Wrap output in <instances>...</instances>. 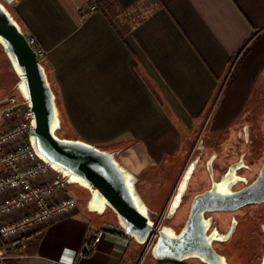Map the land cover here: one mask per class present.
<instances>
[{
	"label": "crops",
	"instance_id": "1",
	"mask_svg": "<svg viewBox=\"0 0 264 264\" xmlns=\"http://www.w3.org/2000/svg\"><path fill=\"white\" fill-rule=\"evenodd\" d=\"M3 1L46 50L73 138L118 152L138 176L148 207L161 214L162 227L188 143L207 127L230 129L264 90V0H154L153 11L131 24L110 12L109 0ZM91 3L99 8L90 10ZM2 55L0 103L19 81ZM87 192L75 213L43 226L21 263L194 260H148L152 248L126 234L117 214L92 202ZM96 228L107 235L95 250L82 254ZM142 246L146 255L140 259Z\"/></svg>",
	"mask_w": 264,
	"mask_h": 264
},
{
	"label": "water",
	"instance_id": "2",
	"mask_svg": "<svg viewBox=\"0 0 264 264\" xmlns=\"http://www.w3.org/2000/svg\"><path fill=\"white\" fill-rule=\"evenodd\" d=\"M0 43L18 76L17 90L28 100L35 114L31 129L32 145L37 154L60 173L69 185H80L90 191L92 202L111 208L118 216L120 227L138 244L146 245L151 234L157 231L159 237L151 250L157 261L195 258L204 264H232L227 254L215 248L214 242L228 241L235 225L227 234L217 229L210 232L213 217H207L206 212L264 202V194L261 193L264 188V168L260 178L247 189L224 194L206 191L197 195L186 221L180 223L183 225L178 230L180 224L176 219L196 165V161L192 162L170 203L166 215L170 223L159 228L160 218H156L158 213L146 204L138 190V176L122 164L118 152L58 135V131L63 128V119L47 69L3 0H0ZM210 172L213 174L212 169ZM260 194H263V198L257 199ZM217 234L221 237H217Z\"/></svg>",
	"mask_w": 264,
	"mask_h": 264
},
{
	"label": "built area",
	"instance_id": "3",
	"mask_svg": "<svg viewBox=\"0 0 264 264\" xmlns=\"http://www.w3.org/2000/svg\"><path fill=\"white\" fill-rule=\"evenodd\" d=\"M27 39L45 58L37 38L27 34ZM0 106V264H24L20 260L28 255L23 251L43 226L75 213L79 202L67 180L33 147L35 114L28 100L17 90ZM106 235L104 229H94L82 254L95 250ZM158 237L153 232L147 246L152 248Z\"/></svg>",
	"mask_w": 264,
	"mask_h": 264
},
{
	"label": "flooded vegetation",
	"instance_id": "4",
	"mask_svg": "<svg viewBox=\"0 0 264 264\" xmlns=\"http://www.w3.org/2000/svg\"><path fill=\"white\" fill-rule=\"evenodd\" d=\"M188 144L190 146L182 176L192 162L196 161V165L183 197V206L189 203L184 221H186L191 204L197 195L206 191H213L218 194L241 191L252 186L260 178L264 168V115L260 123L251 114H248L241 116L232 124L230 129L215 132L204 129L202 132H198ZM200 165L203 166L202 169L207 174V180L196 179ZM211 169L213 174L210 172ZM194 179L197 182L198 191L189 201ZM262 192L264 194V188ZM263 194L258 195L256 198H263ZM222 214L230 215L227 227L222 225L219 217ZM206 216L213 217L210 232L217 229L220 233L227 234L235 225L233 234L228 241L214 242L215 248L219 252L227 254L229 259L227 246L230 245L236 250H241L242 243L254 233L252 231L254 226H251L252 229L249 231L248 229L243 230L246 225H254L255 221L261 222L264 220V202L248 203L224 211H208ZM182 225L183 223L180 224L178 230L181 229ZM260 225L264 232V223ZM217 237H221V235L217 234ZM235 239L238 240L236 243L233 242ZM262 263L263 256L260 260V264Z\"/></svg>",
	"mask_w": 264,
	"mask_h": 264
},
{
	"label": "rangeland",
	"instance_id": "5",
	"mask_svg": "<svg viewBox=\"0 0 264 264\" xmlns=\"http://www.w3.org/2000/svg\"><path fill=\"white\" fill-rule=\"evenodd\" d=\"M155 7V2L154 0H109V9H111V12L113 13V15H117L119 17V19L122 20V22H128V23H133L136 22L140 19H143L144 17H146L149 13H151L153 11ZM99 7L97 4H90L89 9L90 10H97ZM10 11L12 12V14H14V16L17 17V14L15 12V10L12 8H10ZM0 52L3 54V58H7L6 57V53L4 51V48L2 46V44L0 43ZM5 56V57H4ZM43 60V64L47 67L48 73H49V78L50 81L52 83V86L57 94V102H58V106L61 112V116L63 119V128L61 130L58 131V135L60 137H68V138H73V136L75 135L69 122L68 119L66 117L65 111H64V106H63V101H62V97L61 94L58 90V88L56 87L53 78H52V74H51V70L47 64V62L45 61V59H41ZM7 64L11 67V62L10 60H7ZM4 68H6V62H0V70H4ZM263 85V84H262ZM260 89H264V85L260 87ZM17 91V88H15V90H13L11 93ZM254 103L251 104V107H247L246 108V113L248 112V114L250 113L255 119L258 120V123H260L262 121V117L264 115V90L262 91L261 94H259L258 98L256 99V101H253ZM252 103V102H251ZM211 107L208 109L210 111ZM209 111H207L206 115L209 113ZM213 111V108L211 110V112ZM260 125V124H259ZM198 126V124H197ZM197 126L194 128V132H197ZM200 126L202 127V121L200 123ZM235 129V128H233ZM232 129V130H233ZM210 127L206 128V131H209ZM187 145L185 144V147ZM187 156V155H186ZM179 158H181L179 156ZM181 160V159H180ZM182 161V160H181ZM202 165H200V169L198 170V175L196 177V179H200L201 180H207V174L206 172L202 169ZM171 179V177H170ZM196 181L195 179L193 180V185H192V190H191V196L189 198V201L191 200L192 196L198 191V186L196 185ZM208 185V182H207ZM194 189V190H193ZM142 194L147 197L149 194L143 192V190L140 188ZM70 191L71 193L80 201H82V199L84 198V196L88 193L86 189H84L83 187H81L78 184H72L70 185ZM78 200V202H79ZM82 206V202H80V205ZM189 207V203L184 205L178 213L176 222L178 224H180L182 221L185 220L186 215H187V210ZM161 214H158V216L156 217L157 219L159 218ZM229 216L230 215H219L222 225L224 227H227L228 224V220H229ZM264 221V220H263ZM263 221L261 222H254V225L252 224H248L246 225V227L243 230L248 229L251 230L252 227L254 226V229H252V231H254L253 234L255 235H251L250 237H248L246 239L245 242H243L242 244V249L240 250H236L233 246L228 245L227 246V253L229 254V260L232 264H260V260L263 256L264 259V232L261 229V225L262 223H264ZM163 224H169L170 221L166 219L162 220ZM96 229H100V228H96ZM92 240V239H91ZM238 240H234L233 242H237ZM257 242V244H255ZM147 245V244H146ZM254 246V247H253ZM142 253H144V247L142 246L141 251L139 252V256L138 258L142 259ZM146 255V253H144L143 257ZM148 258V260H152L153 259V255H152V251H149L148 256L146 257ZM138 259V260H140ZM193 261H186L189 264H204L201 263L200 261H198V259L193 258ZM263 264V263H262Z\"/></svg>",
	"mask_w": 264,
	"mask_h": 264
},
{
	"label": "trees",
	"instance_id": "6",
	"mask_svg": "<svg viewBox=\"0 0 264 264\" xmlns=\"http://www.w3.org/2000/svg\"><path fill=\"white\" fill-rule=\"evenodd\" d=\"M109 7V6H108ZM110 12H111V9H110ZM42 62H43V60H42ZM46 67V66H45ZM46 69H47V67H46ZM47 72H48V70H47ZM48 75H49V73H48ZM254 102H252V103H250V105L248 106V108L249 107H251L252 105L251 104H253ZM247 111V110H246ZM250 114V113H249ZM245 115H248V112L246 113V112H244V114L242 115V116H245Z\"/></svg>",
	"mask_w": 264,
	"mask_h": 264
}]
</instances>
